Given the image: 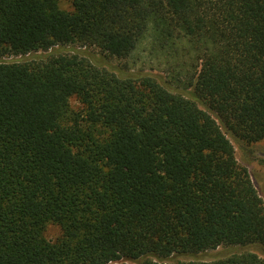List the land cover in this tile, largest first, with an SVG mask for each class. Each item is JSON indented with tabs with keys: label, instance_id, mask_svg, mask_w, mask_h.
<instances>
[{
	"label": "trees",
	"instance_id": "obj_1",
	"mask_svg": "<svg viewBox=\"0 0 264 264\" xmlns=\"http://www.w3.org/2000/svg\"><path fill=\"white\" fill-rule=\"evenodd\" d=\"M69 1L0 0V264L264 252V200L227 135L264 141V0ZM149 32L188 95L64 50L123 60Z\"/></svg>",
	"mask_w": 264,
	"mask_h": 264
},
{
	"label": "rangeland",
	"instance_id": "obj_2",
	"mask_svg": "<svg viewBox=\"0 0 264 264\" xmlns=\"http://www.w3.org/2000/svg\"><path fill=\"white\" fill-rule=\"evenodd\" d=\"M59 5L63 10L71 11L73 9L72 3L69 0H60ZM151 48L152 39L151 32H149L140 42L135 52L123 60L113 57L103 58L102 54H100V52L94 48H72L70 46H66L64 50L68 51L69 53L79 52L80 54L90 58V60L97 62L99 65L102 63V66H109L116 69L117 71L123 70L126 74H151L163 84H165L172 92L188 95V93L184 91L181 86H178V84L174 82V78L170 74L171 71L168 69L169 64H167V61H164L163 55H161V53L159 54L153 52ZM188 91H190V89ZM71 104L74 109L82 108L81 103L76 97L71 99ZM227 135L236 149V157L238 161L248 168L252 181L260 196L264 200V141L254 144H246L229 133H227ZM61 234L62 231L60 227L54 224H49L45 232L48 240L52 241H55L57 238H59ZM242 251H251L257 253L260 256H264L262 247L250 245L240 249L221 247L217 248V250L207 251L199 254H175L170 258L164 259L163 261L173 264L190 261H213L217 258L219 259L221 257L227 256L233 252ZM151 258L156 261L161 260L155 257ZM127 263L139 264L140 261H128Z\"/></svg>",
	"mask_w": 264,
	"mask_h": 264
}]
</instances>
